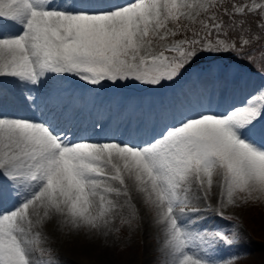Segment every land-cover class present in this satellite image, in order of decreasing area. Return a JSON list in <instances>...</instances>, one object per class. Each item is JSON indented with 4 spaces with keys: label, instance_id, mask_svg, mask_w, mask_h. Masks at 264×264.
Listing matches in <instances>:
<instances>
[{
    "label": "snow or ice",
    "instance_id": "6c2138e0",
    "mask_svg": "<svg viewBox=\"0 0 264 264\" xmlns=\"http://www.w3.org/2000/svg\"><path fill=\"white\" fill-rule=\"evenodd\" d=\"M205 54L258 55L264 81V0H0V77L16 84L0 100V264H56L43 244L65 229L117 241L146 222L163 233L155 264H236L225 210L264 200V82L221 111L189 101L135 140L98 121L83 135L67 112L69 79L156 91Z\"/></svg>",
    "mask_w": 264,
    "mask_h": 264
},
{
    "label": "rangeland",
    "instance_id": "374dc122",
    "mask_svg": "<svg viewBox=\"0 0 264 264\" xmlns=\"http://www.w3.org/2000/svg\"><path fill=\"white\" fill-rule=\"evenodd\" d=\"M63 2L70 3V0ZM124 2L127 0H112V3ZM201 58L209 61L210 66L207 69L202 70L198 65L192 66L178 83L156 91L150 86L133 85L117 89L109 87L98 93L88 92L87 89L81 88L79 81L69 79L65 81V87L71 85L70 91L74 89V95L79 99L69 106L67 112L77 127L87 130L83 135L93 137L92 124L98 121L104 126L101 136L113 131L116 139L135 140L143 132L159 127L163 121L170 118L174 109L185 107L189 101L199 102L203 108L211 111H221L225 106L238 102L245 90L264 82L258 73V55L256 67L244 63L253 71H257L253 73L244 68L243 64H228L219 56L205 54ZM15 93L14 80L0 77V100L9 108ZM222 182V177L215 178L214 201L227 198L226 193L221 196ZM258 205L262 208V228L260 232L257 229L252 232V225L247 216L248 212L256 209ZM3 206L10 207L11 203L5 201ZM225 215L230 217L228 223L236 225L239 231L240 242L237 250L241 253V258L236 264H262L264 200L254 199L239 207L229 206ZM220 224L221 221L212 216L208 219L206 227ZM253 233L258 238H254ZM157 236L163 240V233L148 226L147 222L144 228L130 239L125 234L117 241L111 238L106 240L104 237L89 239L83 233L76 235L68 233L65 229L64 234L52 233L50 241H46L43 247L53 251L56 264H155ZM38 259L43 264L49 257L45 254Z\"/></svg>",
    "mask_w": 264,
    "mask_h": 264
},
{
    "label": "trees",
    "instance_id": "16d2710c",
    "mask_svg": "<svg viewBox=\"0 0 264 264\" xmlns=\"http://www.w3.org/2000/svg\"><path fill=\"white\" fill-rule=\"evenodd\" d=\"M224 56H225V60L229 59L232 61L239 62V59L234 54H232V55L224 54ZM202 61H204V58H201L199 61H196V63L193 65H204L205 63H202ZM252 212H253V215H252ZM249 215H251L252 222H255V227L258 228V223L262 224V208H261V205L256 206V209H253L252 211H250Z\"/></svg>",
    "mask_w": 264,
    "mask_h": 264
},
{
    "label": "bare ground",
    "instance_id": "6f19581e",
    "mask_svg": "<svg viewBox=\"0 0 264 264\" xmlns=\"http://www.w3.org/2000/svg\"><path fill=\"white\" fill-rule=\"evenodd\" d=\"M24 114H28V115H30V113H24ZM108 136L114 137L113 135H108ZM114 138H115V137H114Z\"/></svg>",
    "mask_w": 264,
    "mask_h": 264
}]
</instances>
